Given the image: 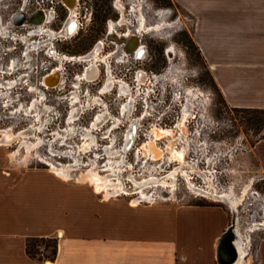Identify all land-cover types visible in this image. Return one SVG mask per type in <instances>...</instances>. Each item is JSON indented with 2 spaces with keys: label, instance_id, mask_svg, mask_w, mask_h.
Here are the masks:
<instances>
[{
  "label": "rangeland",
  "instance_id": "obj_1",
  "mask_svg": "<svg viewBox=\"0 0 264 264\" xmlns=\"http://www.w3.org/2000/svg\"><path fill=\"white\" fill-rule=\"evenodd\" d=\"M23 1L27 2L11 0L7 10L18 11L23 7ZM77 1L75 5L69 2V6L64 2L69 10L58 6L59 18L51 28L41 27L46 19L42 11L32 16L33 22L23 12L19 18L24 19V23L40 26L34 27V30L43 36L33 37L32 40L39 46L45 42V48L52 52L57 50L74 56L93 52L96 58L92 59L97 60L101 49V44H97L102 41L105 46L102 55L105 58L101 59L110 66L116 80L124 79L131 84L132 94H129V90L127 94L132 96V100L126 106L125 118L121 119L124 127L115 121L113 128L120 126L114 132L105 135L103 131L96 137L91 136L109 145L102 151L108 155L110 168L99 166V163L97 166L80 168L73 174L72 167L60 168L51 164L50 168L72 174L83 181H90L96 176L102 182L98 190L112 189L113 192L127 194L129 200L135 198L134 202L141 204L222 207L229 214V226H232V220L238 223L240 217V230L238 226L236 228L244 236H252L251 243L257 258V243H264V230L262 226H256L259 230L252 234L248 231L251 223L262 221L264 216V179L255 167L250 152L264 139V127L256 130L250 121L251 115L232 109L224 100L193 41L194 19L173 1L170 8L162 6L159 0ZM35 3L36 0H30L28 12L36 9ZM72 6L75 7L72 9ZM100 10L103 16L97 17ZM0 11L4 12L5 8H0ZM0 24L1 30L8 31L10 26L1 21ZM62 24H65L62 31L66 24L69 26V34L65 35L61 31L65 39L56 40L57 34L53 37L49 34L58 33ZM40 57L44 59L43 52ZM88 64L79 62L69 65L73 72H82ZM24 65L22 61L20 67ZM101 70L100 80L104 81L107 75L103 66ZM25 72L16 70L14 79L18 83L21 77L22 81L27 79ZM53 74L45 77L44 84L46 80L50 83ZM58 74L61 78L60 72ZM136 75L139 82L135 80ZM156 75L159 76L158 80ZM52 86L55 83L48 87ZM139 86L143 94L136 90ZM37 90L36 95L43 97V91L40 88ZM22 92L25 97L19 101V109L21 106L29 109L28 114L32 116L25 117L21 108V114H16L13 119L17 128L12 127L11 130L39 137L37 141L43 143L49 136L45 134L48 131L43 126L44 121L46 116L55 113L51 108L54 105L46 102L43 104L40 100L32 101L36 96ZM6 113L0 111L1 115ZM89 119L90 116H87L78 126L80 128L74 129L77 139L87 135L84 128H89ZM29 125L33 126L32 129L24 131L25 128H31ZM40 130L42 132L38 134ZM138 134L141 140H136ZM69 136L73 138L74 134L70 132ZM27 147L33 164L42 165L38 162L36 152L31 151L33 145L27 144ZM136 147L142 150L138 156ZM175 171L179 174L173 177ZM200 171L207 174L209 180L199 174ZM183 172L188 176L183 175ZM186 177L191 179L187 180ZM254 192L259 195L255 196ZM224 195L238 200L240 206L234 209L231 200Z\"/></svg>",
  "mask_w": 264,
  "mask_h": 264
},
{
  "label": "crops",
  "instance_id": "obj_2",
  "mask_svg": "<svg viewBox=\"0 0 264 264\" xmlns=\"http://www.w3.org/2000/svg\"><path fill=\"white\" fill-rule=\"evenodd\" d=\"M172 1L194 19L193 40L226 103L264 110V0ZM26 137L0 131V264H221L231 227L222 207L141 204L98 190L93 180L34 165ZM250 154L264 179V139ZM233 231L240 234L235 220ZM42 238L57 240L53 260L27 252ZM244 244L238 264H264V243L257 258Z\"/></svg>",
  "mask_w": 264,
  "mask_h": 264
},
{
  "label": "built area",
  "instance_id": "obj_3",
  "mask_svg": "<svg viewBox=\"0 0 264 264\" xmlns=\"http://www.w3.org/2000/svg\"><path fill=\"white\" fill-rule=\"evenodd\" d=\"M10 1L11 0H0V8H5V13L0 11V21L6 24V26H10L7 32H5L4 29H0V111H7L6 114H0V131L7 128L11 130L12 127L15 129L17 128V126L13 124V119L16 118V114H21V108L23 112H25L23 114L25 117L32 116L28 114L29 109H24L22 106L19 109L20 106H18L20 105L19 101H21V98L25 97L22 92L24 91L26 95L36 96L32 101L40 100L42 103L46 102L54 105L51 108L54 109L55 113L51 116H46L47 118L44 121L43 126L45 130L48 131L45 132V134L49 135L45 138V141L39 143L37 141L39 137H34V135L31 134L26 137L28 143L33 145L31 151L36 152L35 155L40 164L46 167H52V165L60 168L72 167V174L80 170V168H87L93 165L97 166L99 163V166L109 167L111 162L108 159V155H105L102 151L103 148L109 145L102 144L97 138L93 139L91 136L96 137V135L98 136L103 133V131H105L106 135V133L114 132L115 129L119 128L120 125H116V127L113 128L112 124L115 121L121 124V119L123 120V118H125L126 106L129 100H132V96L127 94L128 90L129 94H132L130 89L131 84L124 79L116 80L112 76L110 66L105 63L104 59H101L102 57L105 58V56L102 55L105 48L102 41H99L97 44H101V49L98 54L99 58L97 60L91 59L87 61L83 59L88 53L83 56H74L65 52H58L57 50L52 52L49 48H45L47 45L45 42L42 46H39L32 40L33 37L43 36V34L34 30V27L39 28V25L34 26L27 22L21 25L12 24L13 16L16 13L23 12L29 17L34 11L42 9L46 14V19L41 27L43 29L51 28L59 18L58 6L67 9L62 0H36V9L31 12L27 10V7L30 6V0H27V2L23 1V7L18 11L9 12L7 8L10 7ZM64 25L62 24L59 28L56 40L65 39V36L61 35V30ZM6 41L11 43L5 44ZM20 44L21 47L19 48L18 45ZM97 45H95V47ZM40 49L41 51H39ZM41 52H43L44 55L43 60L40 57ZM21 60L23 64H25L24 67H20ZM79 62H88L89 64L84 67L82 72H80V70L73 72L72 66L69 64L75 65ZM102 66L104 73L107 75L104 81L100 80ZM16 70L26 71L24 75L28 78L22 81L21 77L18 83V81L14 79ZM54 70L60 72L61 78L55 88H49L44 84V79ZM135 80L139 82L138 75H136ZM37 88L43 91V97L36 95L38 92ZM141 89L142 87H136V90L143 94ZM136 103L137 102H135V107L137 106ZM22 104L23 102L21 105ZM46 107L49 109L48 106ZM31 111L32 110H30V112ZM87 116H90V121L88 123L89 128H84L87 135L83 137L80 136V138L77 139L75 137V130L80 128L78 126L81 125L82 120ZM36 120L37 119H35V121ZM37 121L42 122L41 120ZM7 125L10 127H2ZM121 125L124 127L123 123ZM28 127H31V125ZM32 127L25 128L24 131L30 130ZM40 129L42 130L41 125ZM41 130L38 134H41ZM70 132L74 134L73 138L69 136ZM141 132L143 131L139 133ZM33 138H36V140ZM104 138H107V136ZM136 140H141L139 134ZM135 151L136 156H138L142 150L136 147ZM55 163H57V165H55ZM121 181L123 182V179H121ZM116 194L127 197V194L123 195L121 192H116ZM257 194L259 195V193L254 192L255 196ZM134 199L135 198H133V201ZM263 222L264 216L262 221H254L251 223L252 227L249 228L248 232L252 234L253 232H251V230L255 228V223ZM249 245L248 249L251 251L252 245ZM244 246L246 245L244 244ZM38 249L41 252L42 258L48 261L49 259L47 256L49 254L46 252L45 247L39 245Z\"/></svg>",
  "mask_w": 264,
  "mask_h": 264
},
{
  "label": "bare ground",
  "instance_id": "obj_4",
  "mask_svg": "<svg viewBox=\"0 0 264 264\" xmlns=\"http://www.w3.org/2000/svg\"><path fill=\"white\" fill-rule=\"evenodd\" d=\"M63 1V0H62ZM77 1V0H76ZM64 2H66V4L68 5V3L69 2H72L74 5H75V0H74V2L73 1H71V0H64L63 1V3ZM77 3H78V1H77ZM66 4L64 3V5L66 6ZM69 6V5H68ZM67 7V6H66ZM75 6H72L71 8L73 9ZM67 9L69 10V8L67 7ZM39 11H42L44 14H45V12L42 10V9H38V10H36V11H34L33 13H31V15L28 17V20H30L31 22H33V19H34V17H32V16H35V15H37V14H40V13H42V12H39ZM71 12V11H70ZM22 12H18V13H16L15 15V17H14V19H13V21H12V24H14V25H19V23H24V19H21V18H19V16H20V14H21ZM35 14V15H34ZM45 16H46V14H45ZM23 20V21H22ZM31 24V23H30ZM32 25H35V24H32ZM143 25V24H142ZM0 28H2V25L0 24ZM68 28H69V26L67 27V24H66V26H65V28H64V30L62 31V33L63 34H65V35H68L69 34V30H68ZM7 30V29H6ZM7 32V31H6ZM71 32V31H70ZM58 35V33L57 32H51L49 35L50 36H55V35ZM127 37V36H126ZM127 40H128V37H127ZM96 58V55H95V53H93V52H91V53H89L88 55H86V57H84V59H92V58ZM83 59V60H84ZM56 70H54L52 73H50V74H53V76L52 77H50V83H48V82H46L45 81V85H47V86H51L52 84H54L55 83V86H52V87H49V88H55L57 85H58V83H59V81H60V77H59V74H58V70L55 72ZM141 72H143V71H141ZM155 78L158 80L159 79V76L158 75H156L155 76ZM53 80H57L56 82H52ZM58 82V83H57ZM57 83V84H56ZM142 84H144V83H142ZM31 147V146H30ZM179 156V155H178ZM180 159H182V158H180ZM95 172V171H94ZM202 171H200V173L199 174H201V175H203L207 180H209V178L208 177H206V175L207 174H203V172L201 173ZM177 174H179L177 171H175V172H173L172 173V176L174 177L175 175H177ZM183 175H185V176H188V174L186 175V173H182ZM184 176V177H185ZM174 179V178H173ZM186 179L187 180H190L191 178L189 177V178H187L186 177ZM92 180L96 183V185L98 186V185H102V182H101V180L100 179H98V177H96V176H94V177H92ZM165 181H163V183H164ZM190 183V182H189ZM107 185H108V183H107ZM100 186H98V188H99ZM214 193V192H213ZM218 193V192H217ZM219 195V194H218ZM222 195V194H221ZM220 195V196H221ZM219 196V197H220ZM223 197H226V198H230V200H231V202H232V204H233V206H234V209H236L235 207H239L240 206V202L238 201V200H234V199H232V197L230 196V195H224ZM238 209V208H237ZM237 212H239V209H238V211ZM236 212V213H237ZM239 222H240V217H239V221H238V223H236L235 222V229H236V232L238 233V229H239ZM233 224H234V220H233ZM233 224H232V226L230 227V229L225 233V235L222 237V239H221V241H220V243H221V245L222 246H220V251H221V254L222 255H224V256H226L227 258H233L234 256H235V254L237 255V259H238V261H236L235 263L236 264H238V262L240 261V260H242L243 259V256H242V254H243V251H245V250H243V248H244V243H251L252 242V236L250 235V236H247L248 238L247 239H244V238H242V236H240V234L241 235H243L242 233H240V234H238V235H236V233L233 231ZM238 226V227H237ZM256 226H258V227H261V229H263L264 230V222L263 223H256L255 224V228L256 229H252L251 230V232H255V230H259L258 229V227H256ZM238 229H237V228ZM252 227V226H251ZM251 234V233H250ZM219 256H220V253H219Z\"/></svg>",
  "mask_w": 264,
  "mask_h": 264
},
{
  "label": "trees",
  "instance_id": "obj_5",
  "mask_svg": "<svg viewBox=\"0 0 264 264\" xmlns=\"http://www.w3.org/2000/svg\"><path fill=\"white\" fill-rule=\"evenodd\" d=\"M159 1H160V4H162V6H164V7L170 8L173 6L172 0H159ZM101 16H103L102 10H100V13H99V15H97V17H101ZM195 45H196V43H195ZM196 47H197V45H196ZM198 50H199V48H198ZM235 110L246 113L248 115H251L250 121L252 123V126H254L256 130L257 129L261 130L264 127V110H246V109L245 110L235 109ZM39 245H42L45 247L46 252H48V254H49L47 256L48 259L53 260L55 258L56 254H57V248H58L56 239L42 238V239H32L31 241H28L27 252L35 259L44 260V258H42V256H41V252L38 249Z\"/></svg>",
  "mask_w": 264,
  "mask_h": 264
},
{
  "label": "water",
  "instance_id": "obj_6",
  "mask_svg": "<svg viewBox=\"0 0 264 264\" xmlns=\"http://www.w3.org/2000/svg\"><path fill=\"white\" fill-rule=\"evenodd\" d=\"M55 165H57V163H55ZM218 259H219L221 264H234L236 261H238L236 254L233 258L230 259V258H227L226 256L222 255L221 251H220V256Z\"/></svg>",
  "mask_w": 264,
  "mask_h": 264
},
{
  "label": "flooded vegetation",
  "instance_id": "obj_7",
  "mask_svg": "<svg viewBox=\"0 0 264 264\" xmlns=\"http://www.w3.org/2000/svg\"><path fill=\"white\" fill-rule=\"evenodd\" d=\"M71 1H73L74 2V0H71ZM126 37V36H125ZM236 213V212H235Z\"/></svg>",
  "mask_w": 264,
  "mask_h": 264
}]
</instances>
